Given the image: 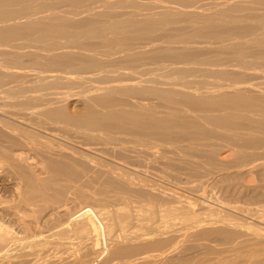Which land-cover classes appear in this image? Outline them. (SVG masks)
Here are the masks:
<instances>
[{
	"label": "bare ground",
	"instance_id": "6f19581e",
	"mask_svg": "<svg viewBox=\"0 0 264 264\" xmlns=\"http://www.w3.org/2000/svg\"><path fill=\"white\" fill-rule=\"evenodd\" d=\"M244 2L251 3L249 8L253 10L244 9L243 14H236L235 7H242ZM193 3L191 0H0V175L9 172L14 175L12 200L16 202L6 206L0 199V264H28L31 257H48L58 252L59 246L74 245L80 233L79 238L84 239L93 232L91 227L95 224L106 226L96 217L95 208L87 203L70 211L69 201L74 200H69L68 193L87 198L99 194L127 203L135 195L133 184L138 183V188L145 191L149 188L150 192L149 189L146 192L154 196L152 183L135 179L146 163L154 160L155 164V157L156 160L167 157V152L180 155L178 159L174 156V163L196 165L200 163L196 157L203 155L212 163L218 161L212 158L216 154L214 147L203 150L209 145L205 140L214 136L231 144L237 157L243 160L248 153L242 145L264 147V0H221L213 7ZM215 75L220 80L209 81L205 77ZM255 75L262 80H252ZM74 87L83 88L84 94H79L85 107L73 114L66 102L74 92L71 94L64 88ZM151 97L159 98L166 108L159 110L143 101ZM29 151L39 154L41 163L35 160L38 155L34 158ZM143 157L145 164L141 167ZM152 168L143 170L148 173ZM92 184H99L100 189L91 193L88 186ZM162 190L159 188L161 193ZM171 190L163 192L167 197L173 196L176 206H169L170 199L162 200L166 194L160 193V200L167 201L168 206L160 204L159 199L157 202L147 199L150 201L141 205L138 216L148 211L155 228L160 221L172 218L177 210L189 216L197 214L193 201ZM261 192L255 195L264 198ZM41 200L56 204L40 218L38 215L28 218L29 209L23 210L22 203L35 207ZM74 205L71 203V208ZM133 206L136 208L134 203ZM224 207L221 209L227 211V205ZM229 208L246 211L236 204ZM128 209L119 207L120 213L115 210L121 214L119 221L113 217L115 213L112 215L121 227L137 215L136 209L135 212ZM223 213L218 212L219 216ZM224 216L217 221L245 228L247 232L231 228L230 234L228 230L227 234L236 235V239L229 235L228 239H232L226 240L231 245L223 246L227 245L225 242L211 249L215 254L212 261L206 257L200 264H264V227ZM215 233L218 236L219 232ZM163 239L148 242L144 246V251L149 250L145 255L129 257L122 264H138V260L146 259L154 264H196L184 252L193 246H174V242L163 249ZM32 246L38 248L34 251ZM29 247L33 251L28 252ZM46 257L43 259L47 264L59 262L56 257L53 261ZM73 259V263H78L77 258Z\"/></svg>",
	"mask_w": 264,
	"mask_h": 264
},
{
	"label": "rangeland",
	"instance_id": "374dc122",
	"mask_svg": "<svg viewBox=\"0 0 264 264\" xmlns=\"http://www.w3.org/2000/svg\"><path fill=\"white\" fill-rule=\"evenodd\" d=\"M220 2H221V0H219ZM218 0H216V2H215V0H191V2L193 3V4H195L196 2V5H199V6H204V7H213V6H215L216 5V3H218L219 2ZM222 1H224V0H222ZM200 4H199V3ZM210 2V3H209ZM213 3H214V5H213ZM244 4H246V6H244V8H242L243 7V5ZM207 5H209V6H207ZM243 5H242V7H235V12H236V14H243L244 12H246V10H248V11H250V9L251 10H253L252 8H249V6L251 5V3H249L248 4V2H244L243 3ZM243 10H242V9ZM244 9H246V10H244ZM243 13H242V12ZM150 75V74H149ZM216 76V75H215ZM215 76H213V78H212V76H205L206 78H208V80L209 81H211V80H220V78H217V76H216V78H215ZM218 77H220V76H218ZM210 78V79H209ZM252 80H254V81H260V80H262V78H261V76L260 75H255L254 77H253V79ZM221 81H223V79L221 80ZM209 85H211V84H209ZM67 89V90H66ZM82 89V90H81ZM79 88V87H74V88H70V89H68V88H64V90H66V91H68L69 92V90H70V92L69 93H73V95L68 99V101L66 102V107H67V109L69 110V112H71V113H79V112H81V111H83V109H84V107H85V103H84V101H83V99L81 98V95H83L84 94V92H83V88ZM72 90V91H71ZM79 90H81V91H79ZM79 91V92H78ZM76 93H78V94H76ZM81 95H80V94ZM75 94V95H74ZM78 98V99H77ZM81 99V100H80ZM138 100H142V99H138ZM146 100V102H148L149 104H153L154 106H156V107H158L159 108V110H163V109H165L166 107L164 106L165 105V103L164 102H161L160 101V99L159 98H155V97H151V98H147V99H144L143 101H145ZM162 105V106H161ZM211 139V140H210ZM208 140V141H207ZM216 140V141H215ZM205 141H207L208 142V144L209 145H206L205 147H204V149L203 150H205V151H208L211 147H214L213 148V150L214 151H216L215 153L216 154H214V156L212 157L214 160H218V161H214L213 163H212V161H210L208 158H207V155H203V157L202 158H204V159H202V158H199V157H196L197 158V160L198 161H200V163L199 164H193L192 163V165H188L189 163H183L184 165H182L180 162H178L177 161V163H174V161L176 162V158L178 159L179 157H180V155H178V153L177 152H167V155L170 157H172L171 159L168 157H162L161 159L159 158V160H160V163H159V160H156V157H155V164H154V158H151V160H153L152 161V163L150 162V163H146V166L144 165L145 164V162H144V157L142 158L143 159V162H141L140 161V163H141V167H142V163H144L143 164V166H145V167H142V171L143 172H145V173H140L141 174V176H140V174L137 176L138 178H136L135 180L137 181V179L138 180H145L144 182L145 183H147V184H151L152 183V185L153 186H151L150 188H151V192H153L151 195H154V196H156V198H154V196H149V192H150V189L149 188H146V191H147V189H149L148 191L149 192H146L145 191V188L143 189V188H138V183L136 184V185H132V187L129 185V186H127V188L128 189H130V187H131V189H133V186H135V188H136V190L135 189H133V192H132V190H131V192L133 193V194H135L134 196H132L131 197V200L130 201H127V203H126V201L124 202V200H123V202H121L122 200H115L114 198H103V197H101V195H99V194H96L95 195V198L94 197H86V196H82V197H80L79 195L77 196H75V194H72V193H68V194H66L67 195V197H69L70 199L69 200H72L73 202H74V204L77 206H75L74 204H73V202H70L69 201V203H70V211L72 210V212L73 211H75L76 209L75 208H77V210H78V208H80L82 205H84V204H89V206H91L93 209H94V212H95V215H96V217L97 218H99L100 219V221H103L102 222V224L104 223V224H106V226L105 225H103V227H102V225L101 224H95V226H97L96 228H95V226H92L91 228H93V229H91V231H93V232H90V233H88L87 235H85L84 233H83V235H85L84 236V239H80V238H83V237H80L79 238V236H80V234H81V236H82V233H80L79 235H77V237L78 238H76L75 239V244L74 245H68V246H59V248H58V252H55V254L57 255H55L54 253H52L53 255H55V256H53L52 254V256L51 255H49V256H51L53 259L55 258V261L56 260H58L57 262L58 263H56V264H67V263H69V264H79V262H81L80 264H122V261H124V260H126V259H130V258H133V257H136L137 255L138 256H140V255H145L148 251L147 250H145V251H147V252H145L144 251V246H147V244H148V242L149 243H151L152 241L153 242H155L156 241V239H159V240H162L163 238L165 239H163L164 240V243H163V249H165L167 246L169 247V246H172V245H174V242H175V245L174 246H188V247H192L193 246V249L192 248H190V249H188L187 250V252L186 251H184L185 252V254H186V256L185 257H187V255H188V257H190V258H192V259H194V263H196V264H200L201 263V261H202V259L204 258H208L209 257V260H211V256H214L215 254L214 253H212V250L216 247H220V246H222V243H227V245H225V244H223V246H230L231 245V241H228V240H231L232 238H230V239H228L229 238V235L231 234L230 233V230H232V229H237V230H240L241 229V227H239L238 228V226H235V225H231V224H229V223H225L224 221H217V218H223V216H224V214H226V216H224L225 218H230V219H235L236 221H245V222H248V221H250V222H252V223H254V224H256L257 223V225H259V226H262V227H264V216H263V214H264V198H259V196L257 197L256 195H259V193L261 192L260 190H262V192H264L263 190H264V164H259L260 162H262V161H264V147H256L255 148V146H250V145H248V146H245V145H242V147L243 148H245V150H246V152L248 153V157L246 158V159H239L238 157H237V153H236V151H234V149L232 148V146H231V144H229L227 141H224V139L223 138H221V137H219V136H214L213 137V139L212 138H207ZM210 141V142H209ZM214 141V142H213ZM215 145H216V147H215ZM219 147V148H218ZM228 147V148H227ZM223 150H222V149ZM225 148H227V150H225ZM230 148V149H229ZM253 148V149H252ZM255 148V149H254ZM222 150V151H220V150ZM249 150V151H248ZM250 150H252L251 151V153H250ZM258 150V151H257ZM217 151H219V152H217ZM30 152V151H29ZM28 152V153H29ZM229 153H230V155H229ZM33 154V155H32ZM30 155L32 156V157H36L37 155L38 156H40L39 154H37L36 152H34V151H31L30 152ZM36 157L35 158V160L36 161H38L39 163H41V156L40 157ZM174 156H176V158L174 157ZM256 156V157H255ZM261 157V158H259V157ZM40 158V159H39ZM174 158V159H173ZM211 158V159H212ZM250 158V159H249ZM169 159V162H171V163H169V162H167V160ZM255 159V160H254ZM150 160V161H151ZM161 160H162V162H161ZM171 160V161H170ZM172 160H173V162H172ZM35 161V162H36ZM247 161V162H246ZM37 162V163H38ZM165 162H167L166 164H165ZM222 162V164L220 165V163ZM228 162V163H227ZM246 162V163H245ZM248 162H250V163H248ZM162 163V164H161ZM173 163V164H172ZM180 163V165H177V164H179ZM202 163V164H201ZM211 163V164H210ZM233 163V164H232ZM248 163V164H247ZM255 163V164H254ZM258 163V164H257ZM147 164H152V166H153V168H152V166L151 167H147L148 165ZM165 164V165H164ZM172 164V165H171ZM214 164V165H213ZM242 164H246V165H242ZM155 165V166H154ZM157 165H158V167H157ZM174 165V166H173ZM260 167H259V166ZM177 166V167H176ZM180 166V167H179ZM189 166V167H188ZM254 166V167H253ZM155 167H156V169H155ZM164 167H166V169L164 168ZM183 167H184V169H183ZM143 168L144 169H150V168H152L151 169V171H147L148 173H150V175L152 176L153 174H155V175H153L154 177H151L148 173H146V171L145 170H143ZM158 168V169H157ZM171 168V169H170ZM39 169H40V166H39ZM153 169H155V170H153ZM161 171H160V170ZM164 169V170H163ZM208 169V170H207ZM234 169V170H233ZM41 170V171H40ZM40 170H38V171H40V173L42 172V169H40ZM206 170V171H205ZM210 170V171H209ZM217 170V171H216ZM219 170V171H218ZM233 170V171H232ZM157 173H156V172ZM159 171V172H158ZM167 171V172H166ZM180 171V172H179ZM183 172V173H182ZM234 172V173H233ZM176 173H178V174H176ZM6 174V173H5ZM8 174L10 175V172L9 173H7L6 174V176H8ZM13 174V173H12ZM143 174H145V175H143ZM165 174V175H164ZM235 174H236V176H235ZM142 175H143V177H145L146 179H147V177H148V179L147 180H149V178H152V179H150V181H147L145 178L144 179H142L143 177H142ZM174 175H176V176H174ZM185 175V176H184ZM198 175V176H197ZM220 176V177H218V176ZM221 175H222V177H221ZM1 177H0V199H1V197H2V199H3V201H5L6 202V206H10V204L11 205H13V204H15L16 202H15V200L13 199L12 200V198H13V188H15V178L14 179H12V177H14V175H10L9 177L11 178H9V177H7V178H4V177H6V176H4V173L2 174V175H0ZM147 176V177H146ZM150 176V177H149ZM157 176V179L155 178ZM200 176V177H199ZM160 179H159V178ZM139 178H141V179H139ZM176 178V179H175ZM179 178V179H178ZM211 178V179H210ZM154 179H156V180H154ZM159 179V180H158ZM215 179V180H214ZM217 179V180H216ZM224 179H225V181H224ZM167 180V181H166ZM197 180V181H196ZM142 181V183H144ZM147 181V182H146ZM156 183H158L159 182V184H156ZM161 181V182H160ZM177 181V182H176ZM185 181V182H184ZM243 181V182H242ZM256 181V182H255ZM138 182V181H137ZM170 182V183H169ZM212 182V183H211ZM154 183V184H153ZM161 183V184H160ZM163 183V184H162ZM225 183V184H224ZM235 185H234V184ZM168 184V185H167ZM209 184V185H208ZM252 184H253V186H252ZM94 185V186H93ZM99 184H92V185H89L88 187H89V189H88V187L86 188L87 190H89V191H91V193L92 192H97L100 188V185L98 186ZM154 185H156V188H155V186ZM157 185H159V186H162V187H159V186H157ZM198 185V186H197ZM258 185V186H257ZM95 188H93V187ZM164 186V187H163ZM171 186V187H170ZM183 186V187H182ZM238 186V187H237ZM91 187L93 188V190L91 189ZM97 187V188H96ZM153 187L155 188V190H157V191H154L153 190ZM160 188V190H162L161 188H163V190H162V193L164 194H166V197H165V195H162V200H166L167 198H169L171 201H172V199H173V201L175 202V200H174V198H173V196L171 197V195H170V197L168 196L167 197V193L166 192H163V191H167V189H168V191H169V188L170 189H172L171 190V192L173 193V192H178L177 194H179V195H181V196H183V197H186V198H188L189 200H191V201H193L194 203H195V207H196V211H197V214H195L194 216H189V215H186L184 212H182V210L180 209V210H177L173 215H172V218L171 217H169V219H167V220H165V221H160L159 222V224H157V227H156V225H155V228H154V226L152 225V222H151V220H152V215H150L149 214V212L148 211H146V212H143V213H141V215H139L138 216V212H142L141 211V209H142V204L144 203V202H148V201H150V200H148L147 201V199H155V202H159L160 204H163L164 206H168L167 204H168V202H169V206H173L174 204H175V206L177 205V203L175 202H173V204H170V200H168V202L167 201H161L160 199V197H161V191H159V188ZM173 187V188H172ZM186 187V188H185ZM224 187V188H223ZM254 187V188H253ZM110 189L111 188H113L112 186L111 187H109ZM164 188H165V190H164ZM241 188V189H240ZM259 190H257V189ZM139 189V190H138ZM183 189V190H182ZM219 191H218V190ZM256 189V190H255ZM3 190V191H2ZM137 191H138V193H137ZM167 191V192H168ZM140 192H142L140 195V197L141 198H139L138 196H139V193ZM155 192V193H154ZM170 192V191H169ZM181 192V193H180ZM226 192V193H225ZM255 192V193H254ZM259 192V193H258ZM261 192V193H262ZM131 193V194H132ZM136 193H137V195H136ZM161 193V194H160ZM175 193V194H176ZM236 193V194H235ZM258 193V194H257ZM70 194H71V196H70ZM132 194V195H133ZM155 194H157L158 195V197H159V194H160V197L158 198L157 197V195H155ZM197 194V195H196ZM206 194V195H205ZM239 194V195H238ZM256 194V195H255ZM263 194V193H262ZM142 195H143V198H142ZM169 195V194H168ZM234 195V196H233ZM264 195V194H263ZM31 196H34V194L33 195H31ZM74 196V197H73ZM163 196L165 197V198H163ZM226 196V197H225ZM71 197H73V198H71ZM83 197H86V198H83ZM150 197V198H149ZM152 197V198H151ZM235 197V198H234ZM10 198V199H9ZM75 198H77L76 200H75ZM82 198L84 199V200H82ZM90 198V199H89ZM92 198H94V199H92ZM207 198V201H205V199ZM232 198V199H231ZM1 199V200H2ZM133 199V200H132ZM138 199H140V200H138ZM142 199V200H141ZM157 199H159V200H157ZM204 199V200H203ZM211 199V200H210ZM217 199V200H216ZM226 199V200H225ZM263 199V200H262ZM6 200H8V201H6ZM87 200H89L88 202H87ZM96 200V201H95ZM103 200V201H102ZM112 200H114V201H112ZM144 200V201H143ZM157 200V201H156ZM213 200H214V204H213ZM224 200H225V202H224ZM13 201V202H12ZM80 201H82L81 202V204L79 205V203H80ZM92 201V202H91ZM105 201V202H104ZM134 201V202H133ZM197 201V202H196ZM207 202V204L206 203H204V204H206V205H203L202 206V203H200V202ZM216 201H217V203H216ZM247 201V202H246ZM40 201H38V205H37V207H36V205H35V207H33L34 205L32 204V203H30V204H23L22 203V206H23V208L22 207H20V208H22L23 210L24 209H26L27 208V210L29 209V212L27 211V210H25V211H27L28 213H29V215H28V218H29V216H30V219H33V217L34 218H36L35 216H39V215H44V214H46V212H48V210H49V208H51L52 206H53V204H56L55 203V201L54 202H52V200L51 201H48L49 202V204H50V202H52L50 205H48L47 203H46V201L44 202V201H42L41 200V203H39ZM84 202V203H83ZM138 202H139V205H138ZM165 202H167V203H165ZM171 202V203H172ZM212 202V203H211ZM243 202V203H242ZM71 203H72V205H74L72 208H71ZM91 203H93V205L91 204ZM104 203V204H103ZM125 203V204H124ZM133 203H134V205L136 206V208L133 206ZM215 203H216V206H215ZM219 203V204H218ZM229 203V204H228ZM263 203V204H262ZM33 206H32V205ZM112 204V205H111ZM119 204V205H118ZM124 204V205H123ZM128 204H131L130 206H128ZM200 204H201V206H200ZM212 204V205H211ZM239 205V206H242L243 207V209H246V211L244 210H241V209H235V208H229V210L227 209L230 205ZM245 204V205H244ZM16 205V204H15ZM39 205H43V207L42 206H39ZM47 205V206H46ZM79 205V206H78ZM210 205V207H208ZM221 205V206H220ZM226 206L227 205V208H226V210L227 211H229V212H227V211H225V210H223L225 207L224 206ZM24 206H28V207H24ZM45 206V207H44ZM207 206V207H206ZM217 207V208H212V207ZM254 206V207H253ZM30 207V208H29ZM48 209H47V208ZM112 207V208H111ZM119 207H124L125 208V210H127L128 208V210H134V209H136L135 211H136V217H135V221L133 220H129V221H126V224H125V222H124V224L125 225H122V227H121V225H120V223L119 222H117V221H119V220H117V219H119V216L121 215H119V213L121 212L120 210H118L119 209ZM127 207V208H126ZM138 207V208H137ZM198 207V208H197ZM200 207V208H199ZM201 207H203L204 208V210H203V208H201ZM220 207V208H219ZM247 207V208H246ZM263 207V208H262ZM34 208H35V210H34ZM37 208H39V209H42L43 210V213H41L42 212V210H40L39 211V209H37ZM44 208V209H43ZM132 208V209H131ZM179 208H181L180 206H179ZM207 209V211H208V213H207V211H206V209ZM211 208V209H210ZM221 208H223V209H221ZM257 208V209H256ZM32 209H33V211H32ZM102 209V210H101ZM114 209V210H113ZM138 209V210H137ZM201 209V210H200ZM214 209H215V211H217L216 213L217 214H215V211H214ZM219 209V210H218ZM248 209V210H247ZM256 209V210H255ZM36 210H37V212H39L40 214H38L37 212H36ZM99 210V211H98ZM115 210L116 211H120L119 213L118 212H115ZM234 211V210H236V211H234V212H231V211ZM238 210V211H237ZM114 211V212H113ZM135 211H133V212H135ZM198 211H200V212H198ZM204 212V213H202V212ZM210 211V212H209ZM222 211L224 212L223 213V216H219L220 214H218V212L220 213L221 212V214H222ZM249 211H251V212H249ZM259 211V212H258ZM227 212V213H226ZM230 212H231V214H230ZM246 212V213H245ZM250 214H248V213ZM263 212V213H262ZM34 213H36V214H34ZM79 213H81V212H79ZM100 213V214H99ZM110 213H112V214H110ZM115 213V214H114ZM116 213H117V216H114V215H116ZM177 213V214H176ZM181 215H180V214ZM210 213H213V214H210ZM229 213V214H228ZM239 213V214H238ZM254 215H253V214ZM31 214V215H30ZM114 214V215H113ZM242 214V215H241ZM258 214V215H257ZM33 215H35V216H33ZM112 215H113V217L117 220H113L112 218ZM175 215V216H174ZM183 215V218L181 217ZM216 215H218V217L216 216ZM238 215V216H237ZM245 215V216H244ZM37 216V218H40V216L38 217ZM107 216V217H106ZM177 216V217H176ZM213 216H215V217H213ZM228 216V217H227ZM236 216H237V218H236ZM263 216V217H262ZM42 217V216H41ZM61 218L63 217L64 219H65V216H60ZM96 217H94L95 218V220H97V218ZM193 217V218H192ZM205 217H208V218H205ZM209 217H211V218H209ZM213 217V218H212ZM239 217H241V218H239ZM250 217V218H249ZM257 217V218H256ZM260 217V218H259ZM62 218V219H63ZM186 218V219H185ZM188 218V219H187ZM252 218H254V220H252ZM189 219H191V220H189ZM207 219H209V220H207ZM256 219V220H255ZM206 220V221H205ZM111 221H113L112 223H116L117 224V226L115 227V225H112V224H110L111 223ZM207 221H209V222H207ZM263 221V222H262ZM213 222V223H212ZM222 222V223H221ZM227 222V221H226ZM225 225V227H228L229 225V227L226 229L225 227H224V225ZM227 224V225H226ZM229 224V225H228ZM261 224H263V225H261ZM99 225V226H98ZM127 225V226H126ZM129 225V226H128ZM153 227H152V226ZM118 226H120V227H118ZM126 226V228H124ZM159 226V227H158ZM98 227H100V229L98 230ZM143 227V228H142ZM146 227V228H145ZM151 227V228H150ZM207 227H211V228H207ZM119 228V229H118ZM123 228V229H122ZM133 228V229H132ZM155 229L154 231H153V229L152 230H149V229ZM163 228V229H162ZM165 228V229H164ZM213 228V229H212ZM217 228V229H216ZM220 228L222 229L221 231H220ZM232 228V229H231ZM112 229V230H111ZM141 229V230H140ZM144 229H145V231H144ZM205 229H208L210 232H208L207 234H205V233H203V231H201V230H205ZM211 229H212V231H211ZM244 229L245 228H243V230L241 229L240 231H242L243 233H245V231L247 232V230H245L244 231ZM104 230V231H103ZM130 230H131V233H129L130 232ZM134 230V231H133ZM164 230V231H163ZM165 230H167V231H165ZM217 232H219V233H217L218 234V236H216V233H215V231ZM228 230H229V235L227 234L228 233ZM114 231V232H113ZM146 231H148V232H146ZM149 231H151V232H149ZM152 231L155 233H152ZM184 231V232H183ZM173 234H172V233ZM192 232V233H191ZM213 232L215 233V234H213ZM223 232V234H221ZM134 233V234H133ZM135 233H137L136 235H135ZM158 233V234H157ZM169 233V234H168ZM175 233V234H174ZM185 233V234H184ZM112 234V235H111ZM139 234V235H138ZM164 234V235H163ZM189 234V235H188ZM114 235V236H113ZM132 235V236H131ZM172 235V236H171ZM176 235V236H175ZM205 235V236H204ZM208 235V236H207ZM209 235H210V237L211 238H209ZM211 235H213V236H211ZM221 235H226V236H221ZM124 236V237H123ZM168 236V237H167ZM182 236V237H181ZM201 236V237H200ZM231 236V235H230ZM235 239H236V235H232ZM231 236V237H232ZM123 237V238H122ZM126 237V238H125ZM170 237V238H169ZM205 237V238H204ZM214 237V238H213ZM220 237H222L221 239H218V238H220ZM245 237L247 238V236L245 235ZM41 238H46V237H41ZM41 238H39V240H41ZM167 238V239H166ZM172 238V239H171ZM242 238L243 237H240V238H238V240H242ZM140 239V240H139ZM185 239L187 240V241H185ZM197 239V240H196ZM199 239V240H198ZM218 239V241H216ZM226 239H228V240H226ZM169 240H170V242H169ZM240 240V241H241ZM142 241V242H141ZM158 241V240H157ZM177 241V242H176ZM233 241V240H232ZM165 242H167V243H165ZM169 242V243H168ZM173 242V243H172ZM217 242V243H216ZM229 242V243H228ZM202 243V244H201ZM216 243V244H215ZM171 244V245H170ZM215 244V245H214ZM242 244H244V242L243 243H240V244H238V245H242ZM132 245V246H131ZM142 245V246H141ZM217 245V246H216ZM114 246V247H113ZM166 246V247H165ZM197 246H199V247H197ZM203 246V247H202ZM210 246H211V248H210ZM33 248H34V251L36 250V247L37 246H32ZM28 248V252L30 251L31 252V250L33 251V248ZM67 249H66V248ZM205 247V248H204ZM38 248V247H37ZM78 248V249H77ZM207 248H208V251H207ZM72 249V250H71ZM119 249V250H118ZM212 249V250H211ZM113 250V251H112ZM122 252H121V251ZM126 250V251H125ZM132 250V251H131ZM211 250V251H210ZM27 251V249L25 250V252ZM76 251V252H75ZM79 253H78V252ZM137 251V252H136ZM69 252V254H67ZM117 252V253H116ZM143 252V253H142ZM152 252V251H151ZM74 255H73V254ZM121 253V254H120ZM62 254V255H61ZM179 254H181V253H179ZM213 254V255H212ZM73 257H72V256ZM118 255V256H117ZM135 255V256H134ZM184 255V254H183ZM192 255V256H191ZM43 257H46V256H44V255H42ZM42 256H40L39 258H34V259H32V257L31 258H29L28 259V264H47V260L45 261V258L43 259V257ZM48 256V257H49ZM127 256V257H126ZM48 257H46V259H48ZM66 257V258H65ZM70 257V258H69ZM83 257V258H82ZM90 257H91V259H90ZM94 257V258H93ZM123 257V258H122ZM130 257V258H129ZM50 258V257H49ZM52 258H50V260L52 259ZM68 258V259H67ZM73 258H77L76 260L75 259H73ZM78 258H79V260H78ZM119 258V259H118ZM206 258V259H207ZM53 259H52V261H53ZM71 259H73V260H75V261H78V263L77 262H75V263H73V261H71ZM82 259V260H81ZM116 259H118V261L116 260ZM203 259V260H204ZM81 260V261H80ZM115 260V261H114ZM151 260V259H150ZM148 260V259H146V260H142V261H140V260H138L139 261V263L138 264H154V262L151 260ZM214 260V259H213ZM69 261V262H68ZM94 261V262H93ZM114 261V262H113ZM212 261V260H211ZM49 262H51V261H48V263ZM65 262V263H64ZM86 262V263H85ZM98 262V263H97ZM135 264H137V263H135Z\"/></svg>",
	"mask_w": 264,
	"mask_h": 264
}]
</instances>
